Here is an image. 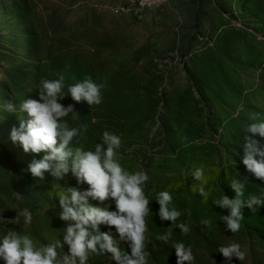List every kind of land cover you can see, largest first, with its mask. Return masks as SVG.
I'll use <instances>...</instances> for the list:
<instances>
[{
	"label": "rangeland",
	"instance_id": "1",
	"mask_svg": "<svg viewBox=\"0 0 264 264\" xmlns=\"http://www.w3.org/2000/svg\"><path fill=\"white\" fill-rule=\"evenodd\" d=\"M214 2L206 18L213 0H167L144 11L133 0H0V104L6 100L17 107L11 114L0 108V237L13 230L28 235L37 248L62 241L67 223L59 219L58 194L63 187L88 188L78 186L71 173L60 184L48 173L43 181L33 178L28 166L44 153H25L10 139L11 129L30 119L20 111L21 102L39 99L41 79L64 73L65 94L67 84L86 76L107 82L100 105L75 103L70 96L58 101L73 104L79 115L64 118L70 127L88 126L81 138L85 150H94L104 131L114 133L122 141L121 165L149 176V264H177L176 242L192 248V264H264V208H244L241 228L232 234L221 220L228 210L213 204L224 194L235 198L233 178L245 183L244 199L264 195V181L242 163L245 128L258 122L251 116L259 113L264 120V0ZM254 139L264 145V138ZM200 166L208 181L206 202L192 190L199 182L181 174ZM159 191L172 194L182 213L176 223L190 228L182 235L172 225L166 243L157 239L171 225L158 216ZM89 203L116 210L110 199ZM24 208L32 213L30 224L5 217ZM205 219L212 220L211 228L201 224ZM109 230L100 225L101 232ZM232 243L245 253L242 261H227L217 251ZM64 252L67 245L59 256ZM87 264L114 262L93 254Z\"/></svg>",
	"mask_w": 264,
	"mask_h": 264
},
{
	"label": "clouds",
	"instance_id": "2",
	"mask_svg": "<svg viewBox=\"0 0 264 264\" xmlns=\"http://www.w3.org/2000/svg\"><path fill=\"white\" fill-rule=\"evenodd\" d=\"M56 75V79H41L38 100L25 99L21 102L20 111L26 112L30 119L26 124L21 121L19 128L14 126L10 139L13 143H19L25 153H44L41 159H33L28 166L27 171L33 178L43 181L45 173H48L54 182L59 183L71 173L78 186L87 184L88 188L80 191L79 187H63V191L58 194L59 207L62 209L59 219L67 223L62 241L56 239L37 248L28 235L9 230L0 237V260L4 264H87L89 256L94 254L109 256L114 264H149L151 253L146 250V217L151 211L150 201L145 194L146 182L149 180L147 172H129L121 165L118 150L122 141L114 133L104 131L94 150H85L81 138L88 126L70 127L64 118L72 114L75 119L79 115L74 111L73 104L65 107L58 102L70 96L75 103L85 102L89 107L100 105L103 101L102 90L107 82L96 83L91 76H86L82 81L67 84L65 94L66 76L64 73ZM0 108L9 114L17 111L16 105L6 100L0 104ZM251 119L258 122L250 123L245 128L242 163L255 179L264 181V145L254 139L256 136L264 138V120L259 113H253ZM183 139L187 140V137ZM181 174L190 175L199 182L193 185L192 190L206 202L209 193L205 189L208 181L204 166L190 173L182 170ZM229 185L235 192V198L230 199L224 194L214 199L213 204L228 210V215H222L221 220L227 230L234 234L241 228L243 209L255 212L264 208V195L251 194L244 199L245 183L233 178ZM90 198L100 204L110 199L115 202L116 210L110 211L109 206H93L89 203ZM155 201L159 205L160 220L171 222L167 231L157 239L168 242L172 238V225L178 227L182 235H187L190 231L188 224L176 223L182 213L173 206L172 194L159 191ZM17 213L13 222L19 223L23 218L25 224L31 223L32 213L28 208ZM201 224L211 228L212 220H202ZM100 225L110 230L101 232ZM112 228L115 233L111 231ZM121 244L126 248L122 249ZM65 245L68 252L60 257L58 250ZM172 247L177 264H192L195 257L190 246L176 242ZM217 251L227 261L233 257L239 261L245 258V253L237 243L221 246Z\"/></svg>",
	"mask_w": 264,
	"mask_h": 264
},
{
	"label": "bare ground",
	"instance_id": "3",
	"mask_svg": "<svg viewBox=\"0 0 264 264\" xmlns=\"http://www.w3.org/2000/svg\"><path fill=\"white\" fill-rule=\"evenodd\" d=\"M141 1H148V0H133V3L137 7L139 11L149 10V5L142 4ZM167 0H159L157 2V8L161 7Z\"/></svg>",
	"mask_w": 264,
	"mask_h": 264
},
{
	"label": "built area",
	"instance_id": "4",
	"mask_svg": "<svg viewBox=\"0 0 264 264\" xmlns=\"http://www.w3.org/2000/svg\"><path fill=\"white\" fill-rule=\"evenodd\" d=\"M159 0H148V1H141L142 4L149 5V10H153L157 8V2Z\"/></svg>",
	"mask_w": 264,
	"mask_h": 264
},
{
	"label": "crops",
	"instance_id": "5",
	"mask_svg": "<svg viewBox=\"0 0 264 264\" xmlns=\"http://www.w3.org/2000/svg\"><path fill=\"white\" fill-rule=\"evenodd\" d=\"M205 2H206V0H205ZM208 2H211V0H208ZM215 6L216 5H215V2L213 0V4L212 5L211 4L209 5L210 8H207L206 9V12H207L206 15H205L206 18L211 17L210 12L214 13V11H215L214 8H216Z\"/></svg>",
	"mask_w": 264,
	"mask_h": 264
},
{
	"label": "water",
	"instance_id": "6",
	"mask_svg": "<svg viewBox=\"0 0 264 264\" xmlns=\"http://www.w3.org/2000/svg\"><path fill=\"white\" fill-rule=\"evenodd\" d=\"M5 217H11V218H14V217H16V213H7V214L5 215Z\"/></svg>",
	"mask_w": 264,
	"mask_h": 264
},
{
	"label": "trees",
	"instance_id": "7",
	"mask_svg": "<svg viewBox=\"0 0 264 264\" xmlns=\"http://www.w3.org/2000/svg\"><path fill=\"white\" fill-rule=\"evenodd\" d=\"M30 200H32V198H30Z\"/></svg>",
	"mask_w": 264,
	"mask_h": 264
}]
</instances>
